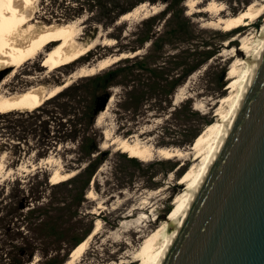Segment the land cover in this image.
<instances>
[{
	"label": "rangeland",
	"instance_id": "1",
	"mask_svg": "<svg viewBox=\"0 0 264 264\" xmlns=\"http://www.w3.org/2000/svg\"><path fill=\"white\" fill-rule=\"evenodd\" d=\"M211 1L221 4L222 17L240 12L250 2L256 4L255 6L264 2V0H183L179 7L184 10V17L176 15L175 12H171L172 15L168 17L169 13L164 11L166 4L160 0L35 1L33 18L37 26L54 19L81 20L79 30L82 34L78 41L84 43L91 40L94 42L98 33L110 34L107 38L100 37L98 43L92 44L93 48L84 56L53 71L49 70V64L46 63L49 47L46 48L36 60L28 61L16 69V73L13 74L10 70L2 76L0 82L4 78L6 81L0 85L1 94L11 95L33 86L49 89L66 80L70 81L69 84L77 83L82 88L90 87L91 83L87 80L90 76L102 74L125 64L131 65L133 74L138 70L142 73L139 76L123 73L118 75L114 80L120 83L107 88L105 104L103 106L102 103V109L97 112L94 119V126L102 134L99 149L104 151L105 158L91 176L83 200L79 199V205L76 207L70 203V212L78 209L79 212L90 213L93 228L96 220L99 225L87 240L78 264H142L141 260L137 259L138 246L143 242L144 236L168 216L173 207V197L183 189V184L175 185L189 167V162L179 170L181 160L177 156L172 159L156 156L152 160L141 161L117 149L116 144L108 145V140H104V133L116 138H138L154 147L191 152L195 136L207 124L216 120L215 113L220 104L218 100L230 90L227 89L229 82L227 73L235 59L231 52L241 44L243 36L240 35L250 31L258 32L264 24V15H260L248 27L241 25L225 33L220 29H212L207 25L210 13L202 11ZM246 1L248 4H245ZM140 3H147V13L150 14L147 17L155 15L154 19L147 20V17L141 16L120 19L122 9L133 5L130 7L131 10ZM152 5L155 9L149 10ZM153 10L156 12L151 13ZM162 12L164 14H161ZM152 32H154L152 38L143 39ZM105 39L111 40L112 45L102 44ZM153 40H157L158 50L153 49ZM230 40L232 41L229 44H224ZM135 51L138 52L122 57L132 58L126 63H118L117 60L94 74L83 77H75L73 74L81 66H90L106 56L132 54ZM207 53L212 54L211 57L185 75L181 83L172 89L174 76L181 77L192 59H203ZM150 54L154 57L145 58L144 61L159 74L151 78L146 70L135 68L137 58L133 59L134 56L140 58ZM1 68L5 67H0V73ZM179 88H182V97L180 96L178 102L174 103V96ZM132 94L143 95V103L137 109H123L122 99ZM86 98L88 99L86 101L91 102V98ZM65 99L66 97L53 99L46 108L62 104ZM32 109L34 108L6 111L8 112L6 115L13 116L18 112ZM2 113L4 112H0V200L6 201H0V219L5 220L11 215L18 219L22 217V213L27 212V206L15 209L13 202L10 201L16 198H21L24 203L28 195H51L69 199L67 186L50 188L45 182L53 184L49 176L54 169L62 171L61 173L71 171L73 174L78 171L76 163H71V167H68L69 162L63 161L61 157L64 153L62 148L70 145L58 141L56 137H50L48 139L50 142L55 141L52 143L54 147L40 151L41 147L36 143L37 137L28 135L25 138L22 136L17 138L11 134L13 130L9 128V118ZM98 115L100 118L97 121ZM104 141L106 145H103ZM15 194L17 197L12 198ZM68 214L69 211L64 218L55 221L61 225L62 245L59 256L64 261L76 247L67 253L74 237L81 234L83 224L82 219L79 224H74L75 221L72 220L76 216L69 220ZM9 227L10 231H13V222ZM5 228L0 227V240L8 236ZM20 229L23 234H34L39 238L45 237L49 232L48 228L33 233L27 228ZM8 241L9 239L2 247L5 252L10 249ZM39 257V254H35L32 261L26 264H37ZM0 264H9L8 254H3L2 259L0 257Z\"/></svg>",
	"mask_w": 264,
	"mask_h": 264
},
{
	"label": "bare ground",
	"instance_id": "2",
	"mask_svg": "<svg viewBox=\"0 0 264 264\" xmlns=\"http://www.w3.org/2000/svg\"><path fill=\"white\" fill-rule=\"evenodd\" d=\"M35 1L37 0H0V67H5L3 69L1 68V70L8 69V71L11 70L12 73H16V69L26 64L28 61L36 60L37 57L49 47L46 63L49 64V70L53 71L56 68L63 67L79 59L81 56H84L91 51L94 46L92 44L98 43L97 41L100 37L106 36L105 38H107L110 34V32L105 33V35L98 33L94 42L91 40L90 42L84 43L78 41L82 34L79 30L80 23H82L80 22L81 20L75 19L74 21H69V18L67 19L68 21H66V19H54L49 23L45 22L37 26L36 23H34L35 18H33ZM255 5L256 4L250 2V4L240 12L222 17L223 8L221 4H215V2L211 1L209 4H206V6L204 5L205 7H203L204 9L202 11L210 13L207 25L212 27V29H220L225 33L241 25H246L248 27L251 25L252 21L257 20L260 15H264V2L259 6ZM147 9V3H140V5L135 6L133 9L122 13L120 19H128L130 17L133 19V17L140 16L141 18L147 17L150 15L147 13ZM152 9H155L154 5L149 7V10ZM155 12L156 10H153L151 13ZM262 25L263 28L264 24ZM262 28L255 33L250 31L247 34L240 35L243 36L240 41L241 44L231 52V54L233 53L232 55L235 56V59L231 63L227 73L229 78L227 89L230 90L221 100H218L220 104L215 113L217 116L216 120L207 124V126L194 138L195 141L190 148L191 152H184V150L181 151L176 148L154 147L152 144L144 143L138 138H116L111 137L108 133H104V140H108V145L116 144L117 149L127 152L129 156L135 157L141 161H149L156 156L162 159H172V157L177 156L181 160L179 170L183 169L189 162V167L185 169L180 176V181L175 185L178 186L183 184V189L173 197V207L168 216L144 236L143 242L136 250L137 259L141 260L142 264H156L159 253L163 249L167 239V227L171 222L180 217V213L185 206L187 193L194 187L200 170L220 134L223 123L227 121L239 98L247 78L248 63L255 57L258 45L260 44ZM110 41H106L105 39L102 41V44L112 45L113 42ZM231 41L232 40L226 41L224 44H229ZM137 52L138 51L132 54L120 53L106 56L105 58L97 60L95 64L81 66L73 74L75 77L92 75L96 71L111 65L122 57L126 55L130 56ZM242 53H244V56H242ZM5 81L6 78L2 79L0 85L2 86ZM69 82L70 81L66 80L63 84L51 86L49 89L33 86L11 95L0 93V112L35 108L46 101V99L48 100V98L55 96L56 93L62 90L64 86L68 85ZM181 89L182 88H179V91L175 94L174 103L178 102L177 100H179V97L183 93ZM99 118L100 115L97 116V121ZM105 141L103 145H106ZM61 172L58 169H54L49 176L50 182L58 183L69 178L73 174L71 171L66 173ZM96 221V225L93 230H91V233L78 243L63 264H78L79 258L86 248V243H88L87 240L96 231L99 225L97 224L98 220Z\"/></svg>",
	"mask_w": 264,
	"mask_h": 264
},
{
	"label": "water",
	"instance_id": "3",
	"mask_svg": "<svg viewBox=\"0 0 264 264\" xmlns=\"http://www.w3.org/2000/svg\"><path fill=\"white\" fill-rule=\"evenodd\" d=\"M167 231L156 264H264V27L239 98Z\"/></svg>",
	"mask_w": 264,
	"mask_h": 264
},
{
	"label": "trees",
	"instance_id": "4",
	"mask_svg": "<svg viewBox=\"0 0 264 264\" xmlns=\"http://www.w3.org/2000/svg\"><path fill=\"white\" fill-rule=\"evenodd\" d=\"M143 2L144 0H138ZM155 1V0H148ZM165 3V9L169 13L170 17L172 13L176 15L183 16V9L179 7V4L183 0H160ZM136 4V3H135ZM248 4V1L245 2ZM133 6V5H132ZM130 6V7H132ZM130 7L122 9L120 14L130 10ZM172 12V13H171ZM161 14H164L163 12ZM184 17V16H183ZM155 15L147 17V20L154 19ZM152 31V30H150ZM153 33L145 36L143 39L148 40L153 37ZM153 49L158 50L157 40L152 41ZM212 54L207 53L203 59L195 60L192 59L189 63L188 69L184 71L182 76H174L171 83V88L174 89L177 85L181 83V80L185 75L189 74L191 71L198 68L203 62L211 57ZM153 58L154 55L150 54L148 56H134L137 58L135 63L136 69L146 70L149 74V78L152 76L159 75L155 69H152L144 61L145 58ZM130 57H125L119 59L118 63H126L130 61ZM134 64V63H133ZM132 74L140 75L142 74L139 70L136 74H133L131 65L126 64L121 67L109 69L102 74H97L94 76H88L87 80L91 83L90 87H80L77 83H71L64 89L46 99L41 105L32 109L31 111L18 112L16 115H6L8 112H4V116H8L11 130L15 137L25 138L28 135L32 137H37L36 143L40 145L41 150H49L54 147V142L48 140L50 137L58 138V141L64 144H69L70 146H64L62 148L63 154L61 157L63 161L77 164V172L71 175L69 178L60 181L58 183L48 184L45 182L47 187L57 188V187H68L69 199L60 196H41L33 195L27 196L26 203L21 198L14 199L12 204L16 208H23L27 206V212L22 213V217L15 219L12 215L8 218L0 219V227H6V234L8 236L0 240V257L2 259L3 254H8L9 264H26L32 261L35 254H39L40 257L37 260V264H62L63 258H60L59 253L62 245L60 239V226L55 222L59 218H64L67 211L69 214L67 218L69 220L76 218L74 224H79L82 219V232L74 237L73 242H71L67 253L78 245L84 238H86L93 228V219L90 213L79 212L75 210L70 212V203L77 206L79 199L83 200V195L90 182L91 176L96 170L97 166L105 158L104 151L99 149V141L102 138L101 131L94 126V119L97 112L102 109V103L107 98L106 91L107 88L112 84H119L117 80H114L118 75L121 74ZM66 97L64 102L59 105H55L52 108H46V105L50 103L53 99ZM86 97L91 98V102L86 101ZM143 95L132 94L129 97L122 99V108L137 109L143 103ZM88 100V99H87ZM83 101V103H81ZM176 110V108L174 109ZM11 114V113H10ZM64 119V120H62ZM53 132V133H51ZM197 136V135H196ZM195 136V137H196ZM195 140V139H194ZM46 141V142H45ZM191 139L188 140L190 142ZM63 146V145H62ZM70 155L68 158L67 156ZM128 159H131L128 157ZM17 197V194L12 195V198ZM6 201V200H0ZM79 205V204H78ZM9 214H11L9 212ZM14 224L13 231H10L9 227L11 223ZM7 225V226H6ZM27 228L32 233L37 230H43L48 228L49 232L45 237L39 238L36 235L23 234L20 228ZM8 245L10 249L8 252L3 251L2 247L6 240H8ZM131 264V263H128Z\"/></svg>",
	"mask_w": 264,
	"mask_h": 264
}]
</instances>
